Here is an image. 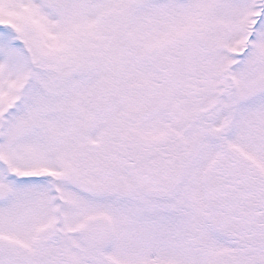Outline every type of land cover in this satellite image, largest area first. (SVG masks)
<instances>
[{
	"label": "snow or ice",
	"instance_id": "snow-or-ice-1",
	"mask_svg": "<svg viewBox=\"0 0 264 264\" xmlns=\"http://www.w3.org/2000/svg\"><path fill=\"white\" fill-rule=\"evenodd\" d=\"M0 264H264V0H0Z\"/></svg>",
	"mask_w": 264,
	"mask_h": 264
}]
</instances>
